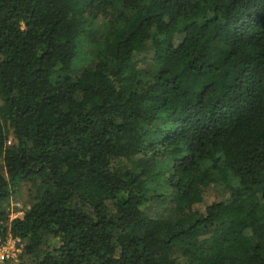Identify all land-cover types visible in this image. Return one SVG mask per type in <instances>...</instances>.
<instances>
[{"label":"trees","instance_id":"obj_1","mask_svg":"<svg viewBox=\"0 0 264 264\" xmlns=\"http://www.w3.org/2000/svg\"><path fill=\"white\" fill-rule=\"evenodd\" d=\"M8 234L3 264H264V0H0Z\"/></svg>","mask_w":264,"mask_h":264},{"label":"rangeland","instance_id":"obj_2","mask_svg":"<svg viewBox=\"0 0 264 264\" xmlns=\"http://www.w3.org/2000/svg\"><path fill=\"white\" fill-rule=\"evenodd\" d=\"M103 24H104V21L101 20L98 25H101L103 27ZM87 45L88 44H86L85 47H88ZM85 50H86V56L83 54L80 57L78 65H81V66L85 65L86 62L91 59L90 54H93L95 52L94 48L93 49L92 48H85ZM147 69H148V67H147L146 63L140 61V70L142 72H145V71H147ZM8 144H9V142H8ZM28 189H29V187H28L27 183L21 182L18 185V187L15 190H13L12 196L10 198L9 208L15 210V212L20 211L22 213L26 209H28L30 207V199H31ZM209 197H210V195L206 192V200H209ZM16 202L17 203L19 202L22 206L21 207L16 206L15 205ZM13 205H15V206H13ZM153 212L161 214L167 222L172 221L177 214V212L175 211V205L172 202V200H170V199L167 200L163 205H161L160 208H159V206L157 208L156 207L153 208Z\"/></svg>","mask_w":264,"mask_h":264},{"label":"built area","instance_id":"obj_3","mask_svg":"<svg viewBox=\"0 0 264 264\" xmlns=\"http://www.w3.org/2000/svg\"><path fill=\"white\" fill-rule=\"evenodd\" d=\"M15 205L18 207L22 206L19 202H16ZM20 214H22V212H15V210L10 208L11 218H15ZM22 249L23 242L20 240V238L12 237L10 234H8L5 238L0 236V264H3L7 260L17 259L16 257H18V255L21 253Z\"/></svg>","mask_w":264,"mask_h":264}]
</instances>
